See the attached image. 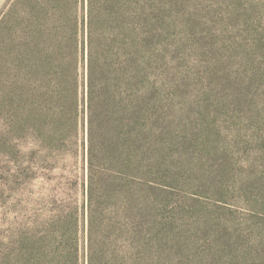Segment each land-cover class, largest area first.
<instances>
[{
	"label": "rangeland",
	"instance_id": "obj_1",
	"mask_svg": "<svg viewBox=\"0 0 264 264\" xmlns=\"http://www.w3.org/2000/svg\"><path fill=\"white\" fill-rule=\"evenodd\" d=\"M13 3L0 0V264H16L12 243L39 198L53 186L61 194L58 178L87 164L41 139L50 33L35 34ZM137 9L143 108L131 170L140 184L151 173L156 188L150 230L140 190L141 251L151 237L150 264H264V0H139ZM100 168L109 171L107 158Z\"/></svg>",
	"mask_w": 264,
	"mask_h": 264
},
{
	"label": "trees",
	"instance_id": "obj_2",
	"mask_svg": "<svg viewBox=\"0 0 264 264\" xmlns=\"http://www.w3.org/2000/svg\"><path fill=\"white\" fill-rule=\"evenodd\" d=\"M138 3L14 0L13 6L31 17L35 34L50 33L51 78L45 95L44 86L37 91L39 98L47 97V112L39 114L37 126L41 139L56 157L87 162L79 174L59 177L61 194L53 186L39 198L32 224L18 228L12 243L19 248L16 264H150L151 237L141 251L139 195L140 190L150 195V230L156 188L151 173L140 184L131 170L143 108L137 92ZM148 112L145 126L152 119L150 107ZM103 157L110 164L107 172L100 168ZM21 175L18 179L26 181L29 174Z\"/></svg>",
	"mask_w": 264,
	"mask_h": 264
}]
</instances>
